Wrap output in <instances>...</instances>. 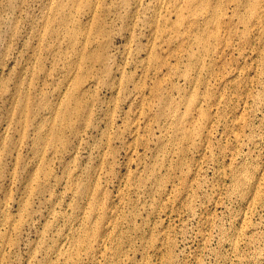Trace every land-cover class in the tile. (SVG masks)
<instances>
[{
  "label": "rangeland",
  "instance_id": "1",
  "mask_svg": "<svg viewBox=\"0 0 264 264\" xmlns=\"http://www.w3.org/2000/svg\"><path fill=\"white\" fill-rule=\"evenodd\" d=\"M0 264H264V0H0Z\"/></svg>",
  "mask_w": 264,
  "mask_h": 264
},
{
  "label": "bare ground",
  "instance_id": "2",
  "mask_svg": "<svg viewBox=\"0 0 264 264\" xmlns=\"http://www.w3.org/2000/svg\"><path fill=\"white\" fill-rule=\"evenodd\" d=\"M245 195V194H244Z\"/></svg>",
  "mask_w": 264,
  "mask_h": 264
}]
</instances>
